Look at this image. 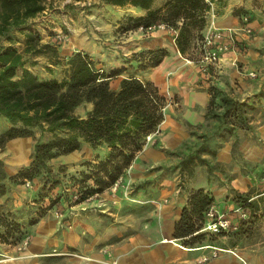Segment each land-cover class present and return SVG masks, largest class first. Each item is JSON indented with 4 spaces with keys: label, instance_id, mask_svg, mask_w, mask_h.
Wrapping results in <instances>:
<instances>
[{
    "label": "rangeland",
    "instance_id": "obj_1",
    "mask_svg": "<svg viewBox=\"0 0 264 264\" xmlns=\"http://www.w3.org/2000/svg\"><path fill=\"white\" fill-rule=\"evenodd\" d=\"M164 1L157 0L155 6ZM230 1L237 21L233 23L245 26L244 16L249 15L250 20L259 19L264 24V0H241L237 3V0H228L227 4H220V14L225 13L224 6L229 7ZM146 13V9L133 4L113 5L104 0H47L45 10L32 17L28 23L35 33L31 49L26 50L30 43L28 32L20 29L13 31L14 44L20 51H24L26 66L42 79H62L68 73L69 57L75 51L83 50L108 74L125 66L121 74L111 79L112 86L118 87L125 76L137 75L159 85L168 101L165 119L158 130L147 137L144 147L119 178V191L114 194L108 208V205L101 204L102 209L96 212L95 208L98 206L95 202L104 203L105 197H108L106 194L103 197L104 192L116 188V183L103 191L90 194L87 187H90L89 183L93 180L86 177V174L96 170L95 166L100 160L106 158L109 147L105 143L97 147L84 143L72 153L50 159L48 167L33 180L15 182L8 177L5 180L8 192L0 198V215L5 214L9 221L16 224L20 222L21 230L13 236H7L5 226L0 224V247L3 249L0 251H4L1 257H7L5 253H12L11 251L25 250L33 240H48L50 237L53 243H49L47 246L50 248L44 250L41 264H62L64 258L69 263L77 256L91 260L92 252L111 256L112 244L110 241L105 242L106 236L102 234L101 242L97 237H93L106 228L113 230L115 234L126 230V250L131 253H137L138 247L141 250L153 249L159 243H150L149 240L153 241L155 238L157 225L160 228L163 225H172L171 221L163 220L161 223L165 208L176 204L173 195L176 196L178 192L185 191L189 196L191 190L196 188V178L201 179L204 176L207 186L202 187L215 196V202L222 204L226 196L239 201L249 199L252 194L264 190L263 31L253 28L246 37L243 35L244 39L236 45L235 58L231 56L226 61L208 65L203 61V38H196L195 44L189 46L185 56L193 60L191 67H201L197 83L203 84L211 94L204 113L205 119L193 124L184 114L191 107L190 100H186L187 97L183 99L176 92L171 94L167 88H163L154 80L153 76L156 75L158 82L161 81L160 72L163 69L157 68L160 64L142 68L139 61L127 60L135 53L151 48L152 44L156 45L154 43L160 39L166 37L170 42L173 41L178 32L173 26L155 32L141 30L135 19ZM257 38L259 40L256 44ZM2 42L9 44L10 40L4 37ZM138 58L140 59L139 56ZM251 71H255L257 75H251ZM19 72L21 74L23 68H19ZM172 76L174 74L170 72L164 77V81L169 82ZM214 87L216 89H213ZM212 89L213 92H221L217 103L210 106ZM224 95L234 97L243 104V113L246 112L247 120L235 115L226 118L225 103L222 99ZM92 107V102L83 103L77 107L76 112L86 115ZM212 107L215 110L209 112ZM11 125L10 120L0 116V136ZM173 125L178 128L183 126L188 131V136L168 140L164 130L172 128ZM26 137L30 138L29 144H25L21 136L12 138L0 146V158L10 176L29 165L34 159L37 141L49 140L52 134L37 126L34 128V135ZM157 138L160 139L158 142ZM248 140L258 146L257 157L252 162L246 160L242 147ZM229 143V160L220 161L218 153ZM156 151L165 157V161L160 165L156 164L152 157ZM236 168L243 169L248 177L253 178L250 179L248 188L245 186V189L239 190V187L232 184ZM162 173L165 174L161 176ZM226 186H229V190ZM251 207L247 217L240 216V223L235 222L237 229L215 235V241H206L204 245L209 246L197 251L199 264L219 257L223 252L221 257L225 264H245L239 258L244 255L247 258L253 257L251 261H256L257 254L264 249V200H261L259 207L253 204ZM175 208L178 210L177 206ZM156 213L159 217L157 225L152 220ZM125 215L126 225L123 221ZM79 225L83 226L81 230ZM100 227L102 230L98 229ZM145 228L148 229L146 232ZM174 229L170 235H174ZM78 230L81 234L78 241H67L65 231ZM203 231L212 233L210 230ZM113 238L116 241L118 237L111 239ZM215 245L228 247L229 250ZM205 256H208L207 260H204Z\"/></svg>",
    "mask_w": 264,
    "mask_h": 264
},
{
    "label": "trees",
    "instance_id": "obj_2",
    "mask_svg": "<svg viewBox=\"0 0 264 264\" xmlns=\"http://www.w3.org/2000/svg\"><path fill=\"white\" fill-rule=\"evenodd\" d=\"M47 0H0V116L11 121V127L0 136V146L15 137L34 135V128L52 134L51 139L37 141L34 159L15 175H8L0 158V198L8 192L6 179L25 181L35 179L48 167L50 159L72 153L88 143L93 147L107 144L105 159L86 174L92 179L88 193L103 191L116 183L144 147L147 137L157 131L165 119L168 98L159 85L137 75L125 76L114 87L111 79L117 77L125 66L110 74L97 66L96 60L83 50L75 51L68 59V73L62 78L42 79L26 66L24 51L14 44L15 29L26 30L30 43L35 33L28 23L46 8ZM113 5L133 4L147 10L136 17L137 25L166 22L175 27L180 51L185 55L195 39L204 37L212 8L209 0H165L155 6L157 0H104ZM6 37L9 44L2 42ZM170 54L165 46H156L135 53L127 60H137L142 68L158 66ZM140 57V59L138 58ZM19 68H23L20 74ZM213 89H216L215 87ZM210 106L217 103L220 90L213 92ZM227 117L238 116L247 120L243 104L229 95L222 96ZM92 102L86 115L76 112L78 106ZM215 110L209 108V112ZM232 119V118H231ZM230 119V120H231ZM229 120V121H230ZM215 196L205 187L191 190L181 216L175 223L174 237L184 246L197 247L206 241H215L219 233L203 231L208 221L207 212L215 204ZM244 201V208L251 211V202ZM251 214V213H250ZM7 236L21 230L20 222L9 221L0 215ZM234 230V229H232ZM216 235V236H215Z\"/></svg>",
    "mask_w": 264,
    "mask_h": 264
},
{
    "label": "crops",
    "instance_id": "obj_3",
    "mask_svg": "<svg viewBox=\"0 0 264 264\" xmlns=\"http://www.w3.org/2000/svg\"><path fill=\"white\" fill-rule=\"evenodd\" d=\"M211 1H213L214 3V9L217 14V18H216L217 25L218 27L223 29L225 32V38L223 39V41H227L231 45V49L229 51H225L224 54H222L221 56L220 61L222 60L226 61L228 57L232 56V58H235L236 52H237L235 51L236 45L238 44V42H241L244 39L243 35L244 37H246V35L250 32L244 29V25H237L233 23L236 19V16L234 15L232 11L233 8H231V1L229 3L230 6L228 5L229 7L224 6V9H225L224 14H222V12L220 14L218 10H219V7L220 8L222 7L220 6V4H227L228 0H211ZM238 1H241V0H237L235 3H237ZM242 2H244V0H242ZM250 24L252 28H254V30L259 29L260 31H263L262 33H264V24H262L259 21V19H255V18L251 19ZM167 39L168 38L166 37L163 40L160 39L159 42L154 43L156 45L152 44L151 46V48L156 47V46H165L170 50V54H168L164 58L162 63L157 67V68H160L161 70L163 69L160 72L161 81L158 82L159 79L158 77H156V75L153 76V78L158 84H160V86H162L165 89L167 88L168 92H171V94L172 92H176V94L178 93L179 96L183 97V99H186L187 97L186 100H190L191 107L188 109V111H185L184 114L189 122L193 124H198L200 121L205 119L204 113L210 101L211 94L209 90L204 87L203 84L200 85L199 83H197L198 80L200 79V68L201 67L197 66L199 67L198 68L199 70L196 68H192L190 63L193 62V60L187 58L180 51V48L176 42V39L174 38L173 41L171 40L172 43L169 41V39L168 40ZM258 40L259 38H257L256 44L258 43ZM172 44H174L176 47H174V45ZM233 46H234V49H232ZM176 53L178 54L176 55ZM230 61H232V59H230ZM168 63H171V64H168ZM170 72L171 74H174V76H172L171 80H169V82L166 83L164 81V77ZM164 132H165L164 135L167 136L168 140L173 137L182 139L188 136V131L183 126L182 127L180 126L178 128L176 125L175 127L173 125L172 128H169L168 130H164ZM22 139L25 144H29L30 138L23 137ZM159 140H160L159 138L156 139L157 142ZM230 146H231L230 143L227 146L224 145V148H222L219 151L218 159L220 161L229 160L228 150ZM242 147H243L244 157L246 158L247 161L252 162L257 157V153H258L257 147L258 146L253 141L248 140L243 144ZM152 157H153V160L158 165L162 164L165 161V157L163 156V154H158V151H156L155 155H153ZM139 166L140 164L138 165V167ZM235 170L236 171L234 172V177H232V181H231L232 184L235 185L236 187H239L238 188L239 190L240 189L243 190V188L245 189V186H247L248 188L250 179H253V178L248 177V175L243 171V169L236 168ZM163 174L165 173H162L161 176H163ZM195 177H197V175ZM203 177L201 179L196 178L195 180L196 187H199V186L206 187L207 186L205 183V179ZM226 188L229 190V186H226ZM118 189H119V184L116 188L114 187L110 192L108 190L104 192L103 197L105 194L108 197H105L104 203L100 201L95 202V204L98 206V208H95L96 212L102 209L100 208L102 206L101 204L108 205L106 206L107 208L111 206L110 202L111 200H113L112 198L114 197V194H117ZM187 194L188 193L184 191V193L178 192L176 196L173 195L174 200H176V204L174 203L173 204L174 206H169L170 208L167 207L164 210V215L162 216H164L165 218L163 217L162 219H160L161 223L163 220H165L164 222L171 221L172 225L171 224L169 225L171 227H167L164 225L162 226L160 224L163 229L160 228L157 225L158 224L157 219L159 220L157 213H156V216L152 218V220L156 223L157 228L154 233L155 238L152 239L153 241L149 240V242L159 243L153 249L145 248L141 250L138 247L137 253H134V252L131 253L130 250H126V230H123L121 233L119 232L115 234L113 230L106 228V229H103V231H101L102 233H97L95 236L93 235V237H97V240L101 242V240L103 239L102 234L106 236L107 239L105 242L110 241V244H112L110 248L113 251V254L111 256L108 254L104 256L100 252L98 253L92 252L91 253L92 257L90 258L91 260L87 259L86 257L81 256L79 258L77 256L75 258L73 257L71 259V262L69 263L67 259L64 258V262L62 264H199V262L197 261V256L199 255V252L197 251L199 249H194V250L186 249L185 248L186 246L180 243V240L176 237L169 238V240L171 241L166 240L167 235L174 236L170 234H172V231L175 228L174 225L177 222V220L180 218L182 208L188 200ZM254 199H257V200H254ZM262 199L264 200V190H262L260 193L252 194V196L249 197L248 202H251V204L255 206L257 205L259 207L261 205ZM122 201L124 202L123 198H122ZM215 204L220 212H226L227 215L230 216L234 224H236L235 222L240 223L239 220H241L240 219L241 215L238 211V208L245 206L244 201L242 200L238 201V200H235V198L231 196H226L223 201V204L219 202L218 203L215 202ZM119 205H122V204H119ZM175 206L178 207V210L177 208H175ZM246 209L248 210V207H246ZM123 221H124V225H126V215L124 216ZM79 226H78L80 228L79 230H81L82 229L81 227L83 226L82 225H79ZM98 229L102 230V227ZM79 230L69 231V232L65 231V234H67L66 236L67 241L77 240L78 237L81 235ZM147 230L148 229L145 228L144 232H146ZM112 237H118V238L115 241V238L111 239ZM49 243L50 244L53 243V240L51 239V237L48 238V240H40V239L33 240L30 242V244L26 247L25 250L11 251L12 253H7V254L5 253L7 257L0 256V264H41L42 254H44V250L50 248V246H47L49 245ZM215 246H218V245H215ZM218 247L222 249H228V247H223L221 245ZM1 249L2 247H0V250ZM3 253L4 251L2 252L0 251V255H2ZM91 254H88V255H91ZM223 254L224 252L221 254V256ZM263 254H264V249L262 250L261 253L257 254V257H256L257 262L251 261L253 257L247 258V256L245 255L240 256L239 258L245 264H263L264 263ZM221 256L216 257V258H210L206 262H203V264H225V262H222L224 260L222 259Z\"/></svg>",
    "mask_w": 264,
    "mask_h": 264
},
{
    "label": "built area",
    "instance_id": "obj_4",
    "mask_svg": "<svg viewBox=\"0 0 264 264\" xmlns=\"http://www.w3.org/2000/svg\"><path fill=\"white\" fill-rule=\"evenodd\" d=\"M212 8L209 11V21L208 24L204 30V37H203V61L204 63L211 64V63H217L221 60L222 53L230 50L231 45L227 41H223L225 38V32L223 29L218 27L216 18L217 14L214 9V3L211 1ZM246 20V25L244 26V29L248 32H251L253 30L251 24H250V16L245 15L244 16ZM141 30L149 31V32H155L160 29H167L172 28L170 25H168L166 22H157L150 25H141ZM230 37V36H229ZM251 75L256 76L257 73L255 71L250 72ZM119 181L116 182V187L118 186ZM238 211L241 215V217H247L248 216V210L244 207H239ZM208 221L203 227L202 230H210L215 233L223 232V231H230L232 229H237L238 226L234 224L232 219L227 215L226 212H220L216 206V204H212L207 212ZM208 256L204 257V260H207Z\"/></svg>",
    "mask_w": 264,
    "mask_h": 264
},
{
    "label": "bare ground",
    "instance_id": "obj_5",
    "mask_svg": "<svg viewBox=\"0 0 264 264\" xmlns=\"http://www.w3.org/2000/svg\"><path fill=\"white\" fill-rule=\"evenodd\" d=\"M166 40V39H165ZM168 40V39H167ZM170 43V42H169ZM172 43V42H171ZM170 43V44H171ZM174 43V42H173ZM172 45H174V44H172ZM174 47H176L175 45H174ZM173 47V48H174ZM175 49V48H174ZM178 53H176V55H177ZM173 61V60H172ZM170 64V63H169ZM177 64V63H176ZM167 70V69H166ZM25 138V137H24ZM169 238L170 237H168L166 240H168V241H171V240H169ZM209 245H203V246H199L198 248H191V247H189V248H187V247H185L186 249H190V250H194V249H200V248H203V247H208ZM183 247V246H182ZM227 250H229V249H227ZM241 255V254H240Z\"/></svg>",
    "mask_w": 264,
    "mask_h": 264
}]
</instances>
